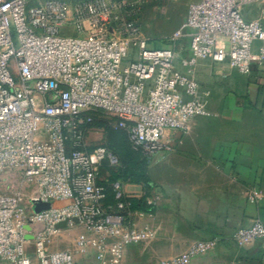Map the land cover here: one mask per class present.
<instances>
[{
	"label": "built area",
	"instance_id": "built-area-1",
	"mask_svg": "<svg viewBox=\"0 0 264 264\" xmlns=\"http://www.w3.org/2000/svg\"><path fill=\"white\" fill-rule=\"evenodd\" d=\"M143 1L0 0V173L19 172L29 188L0 194V264H121L129 248L155 240L151 225L126 215L136 197L127 186L103 183L105 167L120 160L88 145L95 112L148 159L170 155L177 135L212 115L195 77L201 63L242 75L264 64V0H197L164 47L143 34ZM254 5L259 15L249 19ZM248 198L256 203L259 193ZM35 202L49 207L34 211ZM72 230H80L73 248L51 247ZM231 240H264V222ZM218 244L195 242L163 264H191Z\"/></svg>",
	"mask_w": 264,
	"mask_h": 264
},
{
	"label": "crops",
	"instance_id": "crops-1",
	"mask_svg": "<svg viewBox=\"0 0 264 264\" xmlns=\"http://www.w3.org/2000/svg\"><path fill=\"white\" fill-rule=\"evenodd\" d=\"M259 12L260 5L246 10L249 19L256 18ZM195 77L209 97L227 96L224 101L229 104L227 109L214 111L209 103L212 115L195 119L186 133L177 135L173 153L195 151L201 168L194 173L204 175L206 188L213 189L210 193L196 189L192 193H157L148 197L139 193L142 187L127 186L135 198L145 197L147 202L157 203L154 212L133 214L131 221L139 226L151 225L158 241L178 247L170 255L184 254L198 241L219 239L207 255L192 261L264 264V240L244 247L231 240L238 229L250 227L258 219L264 222V64L254 62L250 73L242 75L227 63L206 61L199 65ZM217 122L229 126L218 128ZM251 192L259 193L256 203L249 201ZM36 205L48 208L43 202H35L33 207ZM135 247L138 246L129 249Z\"/></svg>",
	"mask_w": 264,
	"mask_h": 264
},
{
	"label": "rangeland",
	"instance_id": "rangeland-1",
	"mask_svg": "<svg viewBox=\"0 0 264 264\" xmlns=\"http://www.w3.org/2000/svg\"><path fill=\"white\" fill-rule=\"evenodd\" d=\"M196 1H143L140 5V22L143 34L151 39L155 43V46H166L165 41L182 26L187 18L189 6ZM214 98L213 96L208 97L212 110L227 109L226 105L229 102L224 101L227 96ZM95 117L97 125L93 127V130L88 135L87 143L90 147L107 146L118 154L123 164L121 168L123 182L126 186H130L129 188L131 186L142 187L148 197H155L157 193H177L179 191L192 193L196 189L200 193H210L213 189L212 187L206 188L207 183L204 182V175L194 173L195 169L201 168L197 165L196 156L194 155L195 151L193 154L187 150L183 151L180 155L172 153L170 155L146 159L141 154L131 151L127 135L114 127L112 117L100 111L95 112ZM208 124L210 126L214 125L212 122ZM216 126L219 128L220 126H229V124L225 123L221 125V123L217 122ZM202 154H204V150H202ZM115 171H118V169L105 167L103 179H109ZM16 190H29L22 175L14 170L0 173V194L11 193ZM43 209L45 207L39 205L34 207V211H42ZM79 232L80 230H72L63 233L60 237L54 239L51 247L60 249L73 248ZM185 233L188 232L185 231ZM175 249H178V247L162 244L156 238L138 247L128 249L121 264H163L164 261L175 257L174 255H170L176 251ZM79 264L88 263L81 262ZM191 264H205V262L202 260L197 262L192 261Z\"/></svg>",
	"mask_w": 264,
	"mask_h": 264
},
{
	"label": "trees",
	"instance_id": "trees-1",
	"mask_svg": "<svg viewBox=\"0 0 264 264\" xmlns=\"http://www.w3.org/2000/svg\"><path fill=\"white\" fill-rule=\"evenodd\" d=\"M95 125H97V123H96V117L94 118V121L91 123L90 128H93ZM119 131L124 132L127 135V138L129 140L128 134L125 131H123V130H119ZM129 143H130V141H129ZM130 149H131V151L133 153H139V154H141L140 152H137V151H135L132 148L131 143H130ZM113 152L118 156V154L115 151H113ZM141 155L143 157H145L143 154H141ZM118 158L120 160V166L116 168V169H118V171H115L112 174V176L109 179H107V180L105 179L103 181V183H107L108 185H110V184H112L114 182H118V181L123 182V172H121V168L123 167V164H122V161H121V159H120L119 156H118ZM145 158L147 159V157H145ZM119 170H120L121 173L119 172ZM127 202L130 203V206L128 207V209L126 211V215L129 214V213L130 214H134L136 212H140V213H152L155 210V207H153L151 205H148L147 201L145 200V197L142 198V199H137V198L128 199ZM108 203L111 204V205H113L115 203L114 192H113V190H112L111 187L109 188V199H108Z\"/></svg>",
	"mask_w": 264,
	"mask_h": 264
},
{
	"label": "water",
	"instance_id": "water-1",
	"mask_svg": "<svg viewBox=\"0 0 264 264\" xmlns=\"http://www.w3.org/2000/svg\"><path fill=\"white\" fill-rule=\"evenodd\" d=\"M48 207H49V205H48ZM75 221L78 222V220H75ZM66 226H67V222L61 223L59 225L60 228H65Z\"/></svg>",
	"mask_w": 264,
	"mask_h": 264
}]
</instances>
